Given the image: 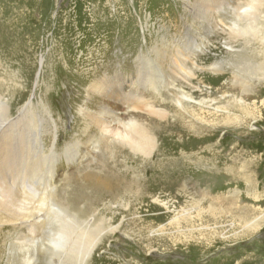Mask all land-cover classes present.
Segmentation results:
<instances>
[{"label": "rangeland", "instance_id": "374dc122", "mask_svg": "<svg viewBox=\"0 0 264 264\" xmlns=\"http://www.w3.org/2000/svg\"><path fill=\"white\" fill-rule=\"evenodd\" d=\"M34 1L53 8L49 21L41 11L43 24L31 29L39 32L38 41L43 45L17 53L9 64H0V98L8 104L7 118L14 122L9 136L0 142V180L7 186L13 183L15 195L24 193L21 186H39L36 178L47 171V155L54 147L57 157L53 181L60 195L69 194L72 174L102 157L106 143L112 140L90 125V115L102 103L121 117L145 122L150 117L142 107L128 112L116 96L101 95L95 82L104 73L110 78L119 74L130 94L134 90L131 82L138 80V61L144 49L152 58L157 51L162 54L179 46L186 63L180 62L172 50V63L163 59L164 71L151 69L154 73L149 77L154 81H140L147 87L145 95L159 109H170L173 102L168 95L182 91L198 104L200 115L188 118L198 132L185 142L189 147L186 151L194 150L190 154L194 171L188 172V180L183 183L188 192H160L142 204L132 195L124 202L119 199L111 203L110 211L101 213L117 226L116 231L103 238L86 264H264V223L247 236L242 235L245 227L239 226L234 217L244 209L245 202L259 210L264 208V198H255L264 193V160L246 164L243 159L248 157V150L260 148L258 152L264 153V80H254L259 74L243 71L242 60L237 57L244 48L255 51L260 45L232 32L236 11L250 0ZM190 1L193 3L189 6ZM202 2L207 20L192 14ZM121 3L128 7L121 10ZM261 11L263 15L264 6ZM58 16L62 21L54 25ZM46 21L51 24L46 25ZM56 42L62 43V52L55 47ZM97 64L99 68L93 73ZM133 86L140 89L139 84ZM249 88L258 90V94L247 97L252 91L244 90ZM243 102L256 111V117L249 121L240 109ZM2 108L0 141L5 119ZM228 115L239 117V124H224L223 118ZM69 144L77 148L73 160L63 153ZM113 149V155L118 156L119 148ZM23 180L26 182L19 184ZM6 228L8 245L14 230L11 225ZM20 230L27 231L25 227ZM10 247L4 246L0 264H6Z\"/></svg>", "mask_w": 264, "mask_h": 264}, {"label": "bare ground", "instance_id": "6f19581e", "mask_svg": "<svg viewBox=\"0 0 264 264\" xmlns=\"http://www.w3.org/2000/svg\"><path fill=\"white\" fill-rule=\"evenodd\" d=\"M30 1L32 4H30ZM124 2L126 3V0ZM210 2L207 1L206 3ZM37 3L34 0H0V64H9L13 59L12 57L18 55L17 53L43 45L38 41L39 32L31 29L43 24V18L40 16L41 11H44L49 21L53 8L48 4L42 6ZM192 3L190 1L188 5L190 6ZM250 3L254 4L255 11L251 17L247 18L244 25V27H247L245 36L249 37L246 38L247 42L253 41L254 44L258 43L260 46L256 50L254 49L255 51H247L246 47L237 57L242 60L243 71L259 74L254 80L263 81L264 19L262 17H264V14L261 15V8L264 6V0H250ZM200 4L199 7L194 8L195 11L192 14L207 20V8L203 5V2ZM108 6L111 7L110 4ZM127 7L128 5L122 3L119 5L121 10ZM245 10L249 11V9ZM61 18L58 16L54 20V25L59 24L62 21ZM49 23L46 21V25L51 24ZM209 24L211 25V22ZM55 32H58V30ZM59 39L61 40V38ZM56 46L59 47V52H62V43L58 44L56 42ZM178 48L180 49L179 46ZM178 48L170 47L168 48L170 52L167 50L162 54L157 51V55L152 58L149 56L150 51L144 49V53L140 55L138 61V80L137 82L135 80L131 82L134 90L130 94L126 93L119 74L110 78L104 73L102 79H96V85H100L96 89H100L99 93L101 95L109 98L116 96L126 105L128 112L136 111L142 107L150 117L146 122L141 119L136 120L132 116L121 117L117 113L116 115L113 114V110L110 109L108 104L102 103L98 110L90 115V125H95L105 135L112 137V140L109 144L106 143L102 157L91 159L90 166L81 168L77 173L72 174L73 177H70L72 186L69 194L60 195V189H57L53 181L55 174L54 161L57 157L54 147L51 149V154L47 155L50 160L48 162L44 161L46 162L45 167L48 168L47 171L44 170V174L36 178L39 186H21L19 189L24 193L19 195L18 192L19 194L15 195L13 193L15 191L13 183L7 186L6 181L0 180V258L3 257L4 246L6 248L14 246L20 249L13 251L15 250L14 247L9 248L8 255L5 253L6 264H35L34 261L37 260H39L37 264H86L93 251L103 242V238L116 231L115 227L117 226L110 224V220L105 217L104 213H101L110 211L111 203H117L119 199V201L124 202L128 196L132 195L133 197L136 196L137 201L142 204L147 202L151 196L154 197L160 192L168 191L171 194L177 192V190L182 193L188 192L183 183L188 180V172L194 171V167L190 164V154L194 150L186 151L189 147L185 142L188 137H193L198 132V128L188 119H197L200 115L198 108H196L198 104H193L190 101L193 98L182 91V93L175 92L168 95L173 102L170 103V109L167 111L159 109L151 101V98L145 95L147 90L144 89L147 87L143 85V82L141 84L140 81L141 79L145 83L154 81L151 76L149 77L150 73H154L151 69L158 68L159 71L162 70L163 59L165 62L168 60V64H171L172 50H174L175 56L180 62L186 63L187 60L185 57L183 58ZM174 67L176 68V66ZM98 68V64L95 68L93 66V73H96ZM1 71L2 69L0 74ZM259 76H262L263 79L258 78ZM238 81L243 84L241 79ZM134 84H139L140 89L134 87ZM151 85L154 89H157L154 82ZM250 88L244 90L252 91L247 94V97L256 96L258 90L254 91ZM4 101L0 98V104L3 105V108H0L3 110V116L5 115L3 121L4 133L0 142L6 140L9 136L8 132L12 130L14 125V122L12 123L7 118L9 109L8 104ZM201 102L206 103L204 100ZM249 104L243 102L240 108L242 112L247 114L248 118L246 119L248 121L256 117V111L252 110V107L249 109ZM240 120L237 116L228 115L223 118V123L227 126L230 124L235 125L239 124ZM10 124L12 125L11 129ZM238 127L241 128V131L245 129L239 125ZM115 147L119 148L118 156L113 155L115 150L113 148ZM63 149V153L67 158L73 160L77 153L76 146L69 144ZM258 150L247 151L248 157H243V159H246V164L264 160V153L260 154ZM25 182L23 180L19 184L22 185ZM33 183H35V180ZM67 190L69 189L65 191ZM138 195L143 197L139 198ZM255 198H264V193L256 194ZM107 199L110 200L106 203L105 200ZM156 200L160 202L159 199ZM227 201L223 198L225 204L228 203ZM163 205L166 206V203H163ZM228 205H230V202ZM252 206L245 202L244 209L234 214L239 226L245 227L242 235L253 234L264 223V208L259 210ZM7 225H11L14 230L12 241L8 245L7 231L5 230ZM22 227H25L27 234L21 232L20 228ZM106 230L108 231L106 232ZM28 244L30 245L29 252L26 250Z\"/></svg>", "mask_w": 264, "mask_h": 264}, {"label": "clouds", "instance_id": "9594fccd", "mask_svg": "<svg viewBox=\"0 0 264 264\" xmlns=\"http://www.w3.org/2000/svg\"><path fill=\"white\" fill-rule=\"evenodd\" d=\"M246 8L249 9V11H246ZM254 11L255 6L252 3H249L236 11V19L238 22H234L232 26V32L234 36L242 37L247 34V27H241V24H243L247 18L251 17Z\"/></svg>", "mask_w": 264, "mask_h": 264}]
</instances>
